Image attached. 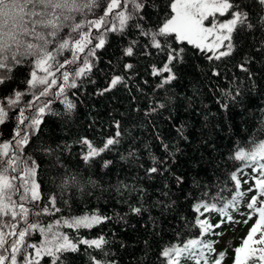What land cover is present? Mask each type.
<instances>
[{
  "label": "snow or ice",
  "instance_id": "1",
  "mask_svg": "<svg viewBox=\"0 0 264 264\" xmlns=\"http://www.w3.org/2000/svg\"><path fill=\"white\" fill-rule=\"evenodd\" d=\"M64 2L56 0V7L60 8ZM72 3L74 7L69 13H78L74 25H65L71 19L70 14L53 13V19L46 24L28 21L33 33L30 44L15 42L20 33L6 37L4 25L0 24V137L6 134L9 137L0 144V264H73L81 253L86 256L87 264H116L106 251L110 242L102 229L94 237L78 234L81 229L100 228L112 217L100 211L67 218L60 215L70 207L69 202L63 201L62 208L55 195L42 196V182L34 178L40 163L28 153L32 138L41 131L46 116L72 119L78 107L75 97L80 82L88 79L95 83L91 76L99 59L97 51L110 46V36L118 46H123L118 47L116 64L108 62L111 74L99 95L117 86L127 88L129 73L138 72L137 57L149 60L145 67L158 80L154 89H164L179 80L178 65L185 59L184 46H192L194 53L207 61L210 81H219L224 76L217 62L223 63L225 57H231L241 39L255 50L254 55L264 54V0H72ZM9 7L8 0H0V9ZM97 8L103 15L86 21L88 31H82L79 13L94 12ZM39 27L47 30L46 36L36 32ZM93 28L98 30L95 36L91 34ZM65 34L74 41L71 46ZM64 51L70 52L71 57H63ZM151 57L157 59L153 61ZM253 62L254 58L245 57L235 68L254 85ZM25 68L26 73L21 71ZM21 76L24 78L20 79ZM227 79L234 86L225 85L219 92L214 90L216 85L208 89L213 102L223 112L230 111L245 90L239 87L242 81L238 75ZM185 100L193 105L194 112L199 109L196 93L183 98L171 94L163 101L158 94L144 115L161 109L168 111L172 106L178 110L184 107ZM57 104L62 105V111L55 107ZM152 127V144L133 136L126 142L130 157L138 160L143 154L138 150L147 151L151 164L139 167L149 180L164 176L169 171L167 166L174 162L173 145L169 142L173 138L157 126ZM112 128L113 131L101 132L99 137H79L76 143L83 152L80 160L100 159L101 167L109 169L113 160L104 159V155L123 146L126 135L122 121H114ZM173 130L175 139L189 141L183 125H174ZM258 132L264 136V118ZM68 147L54 141L53 146L40 151L52 155L59 150L62 154ZM156 148L159 156L154 153ZM126 158L120 155L121 160ZM231 158L239 161L232 171L221 173L215 181L197 183L194 190L185 192L181 188L189 215H181L179 220L181 228L187 231L175 228L170 238L160 237L157 241L159 264H225L228 249L217 251L218 241L208 237H218L220 233L216 229L225 219L231 221L234 214L245 217L244 224L253 222L241 245L232 250L231 264H264V139L253 140L247 147H237ZM175 181L178 186L185 183L183 176H176ZM60 185L98 187L87 171L83 175L79 171H66L60 177ZM121 188L123 191L118 189L121 201L128 204L133 214L143 215L147 210L139 205L146 189L128 184H121ZM161 196L168 197L169 193L164 191ZM180 199V196L168 202L161 199L158 206L161 212L179 213L183 209V205L176 207ZM213 214L220 219L213 222ZM43 217L50 219L45 222ZM64 226L77 234L70 236L60 231Z\"/></svg>",
  "mask_w": 264,
  "mask_h": 264
},
{
  "label": "trees",
  "instance_id": "2",
  "mask_svg": "<svg viewBox=\"0 0 264 264\" xmlns=\"http://www.w3.org/2000/svg\"><path fill=\"white\" fill-rule=\"evenodd\" d=\"M8 2L11 7L0 9L2 13L0 24L4 25L6 37L12 33H20L15 37V42L22 45L33 43L30 39L33 33L28 21L37 25L46 24L53 19V13H56L60 16L71 15V19L65 21L66 26L77 22L78 13L68 11L74 7L72 0H65L60 8L56 7V0H8ZM40 13L45 15L41 16ZM34 14L35 19H33ZM79 15H81L79 22L83 24L82 31H88L86 21L98 19L103 12L97 8L94 12L79 13ZM152 18L155 19V15ZM97 31L93 28L91 34L95 36ZM36 32L40 36L47 34V30L42 27L37 28ZM65 39H69L70 46L74 42L67 34ZM110 40V46L97 51L99 59L91 76L95 83L88 79L80 82L81 87L75 97L78 107L72 119L69 121L60 117L46 116L41 131L32 138V147L28 149V153L40 163L35 179L38 183L42 182V196L55 195L59 201L58 206L62 208L65 206L63 201L69 202L70 207L60 215L67 218L100 211L112 217L110 222L100 228L81 229L78 234L94 237L102 229L110 242V247L106 251L115 259L116 264H159L157 241L161 236L165 239L170 238L175 228H181L179 217L189 215V206L183 199L181 188L185 192L194 190L197 183L215 181L221 173L232 171L234 165H239V161L231 158L235 149L250 146L253 140L264 138L258 132L261 119L264 118V54L254 55L255 50L241 39L231 57H225L223 63L217 62L224 76L219 81L215 79L210 81L207 75V61L198 57L192 46H184L185 59L182 65H178L179 80L170 86L166 85L164 89H154L158 80L151 76L145 67L149 60L137 57L138 72L129 73L131 79L128 80V87L117 86L116 89L99 95V91L107 86L111 74L108 62L112 61L113 65L116 64L119 57L118 47L123 46H118L111 36ZM63 57L70 58L71 53L64 51ZM245 57L254 58L251 65L255 74L254 85L235 68V65L241 63ZM149 59L154 61L157 58ZM21 71L26 73L28 69ZM234 74L242 81L239 87L245 90L230 111L223 112L213 102L208 89L216 85L214 90L219 92L224 90L225 85L234 86L227 79ZM193 93L197 94L199 109H204L203 111L197 109L194 112L193 105L185 100L184 107L178 110L172 106L168 111L161 109L149 116L144 115L158 94L163 101L171 94L183 98L192 96ZM55 107L63 110L62 105L57 104ZM116 120L122 121L126 135L123 146L104 155V159L113 160V165L105 169L101 167L103 161L100 159L94 162L80 160L83 152L76 143L77 139L85 135L95 138L99 137L101 132L113 131L112 125ZM177 124L184 126L185 134L189 135L188 142L175 139L176 134L173 129ZM153 125L173 138L169 142L173 145L171 151L174 162L167 166L169 171L164 176L149 180L144 176L143 169L139 167L140 164L145 168L150 166L151 160L147 151L138 150L143 154L137 160L127 155L126 142L130 136H133L152 144ZM6 139H9L7 134L0 137V144ZM54 141L69 147L62 154L59 150L52 155L40 151L42 148L53 146ZM154 153L159 156V149H154ZM120 155L127 158L121 160ZM66 171H79L82 175L87 171L98 187L92 185H85L82 188L61 187L60 177ZM176 176L184 177L185 183L182 186L176 185ZM121 184L146 189V195L139 205L147 210L143 215L133 214L128 204L121 201L118 191V189L123 191ZM165 185L167 188L164 187ZM164 191L169 193L168 197L161 196ZM177 196L181 199L177 201L176 207L183 205V209L179 213L167 210L161 212L158 201L164 199L168 202ZM133 204L135 205V202ZM121 216L124 217L123 220L120 219ZM42 219L48 222L50 218ZM153 220L156 221L155 226ZM61 231L70 236L77 234L74 229L66 226L62 227ZM181 231L187 229L181 228ZM156 232L160 235L156 236ZM73 264H87L86 256L81 253L74 258Z\"/></svg>",
  "mask_w": 264,
  "mask_h": 264
},
{
  "label": "rangeland",
  "instance_id": "3",
  "mask_svg": "<svg viewBox=\"0 0 264 264\" xmlns=\"http://www.w3.org/2000/svg\"><path fill=\"white\" fill-rule=\"evenodd\" d=\"M245 172H248V169H245ZM87 213H91V212H87ZM244 218L245 217L239 214H234L233 219L231 221L225 219L224 223H222L221 226L218 229H216V231L220 233L218 237H213V236L208 237V239L218 241L217 243H215V248L217 251L225 248L228 249V259L226 260L225 264H231L232 250L235 247L241 245L242 239L247 236L248 229L250 228L251 223L253 222L250 221L248 224H244L242 222ZM212 219L213 222H215L216 220H219L220 217L213 214Z\"/></svg>",
  "mask_w": 264,
  "mask_h": 264
}]
</instances>
